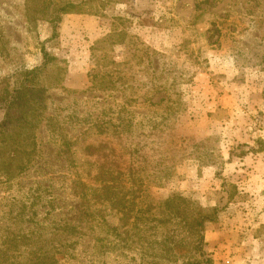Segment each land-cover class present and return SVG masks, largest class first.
<instances>
[{
  "label": "rangeland",
  "instance_id": "rangeland-1",
  "mask_svg": "<svg viewBox=\"0 0 264 264\" xmlns=\"http://www.w3.org/2000/svg\"><path fill=\"white\" fill-rule=\"evenodd\" d=\"M35 7L0 0V106L56 59L30 155L0 173V264H264V0H94L55 36ZM150 147L173 169L148 208L104 204L98 182L81 202L77 176L115 200L144 176L104 169Z\"/></svg>",
  "mask_w": 264,
  "mask_h": 264
},
{
  "label": "trees",
  "instance_id": "trees-1",
  "mask_svg": "<svg viewBox=\"0 0 264 264\" xmlns=\"http://www.w3.org/2000/svg\"><path fill=\"white\" fill-rule=\"evenodd\" d=\"M108 1L112 2V0ZM25 2H30L32 8L36 5V12L40 15H44L48 12L51 13V17L48 21L52 24V35H54L55 30L61 25L65 16L88 14L90 10H86V8L90 9V4H92L94 0H25ZM42 54V65L22 73L20 79H18L17 88L13 91L10 98L0 106V110L3 111V116L0 121V173L5 171V175H10L18 170L24 161L28 159L26 157L30 154L26 152L29 145H33L32 142L28 144V140L31 139L30 131L34 130L41 122L42 112H38V109L41 110V108L37 105L40 94L36 84L42 72H46L47 67L50 64L49 62L56 60L55 58L50 57L44 50H42ZM17 107L20 108V112H16L15 109ZM160 149V147L155 149L150 147L149 150L153 152L155 151V153L152 154L153 159H150V161H143L140 158L135 159L131 156L134 160H131L124 168L121 166L123 165L121 162L114 165H112L113 162H111L107 166L109 169H104V173L106 174L113 173L111 171H114L113 169L115 168L116 171H129L144 176L142 180L134 179L133 183L130 182V186L128 184H122L120 186L122 190L120 191L123 192V194L121 197L115 196V200H113V197H110L112 192H110L111 188L108 184V182H112L113 180H100L101 177L95 175L92 177L91 182V178L89 177L84 180L80 176H77L76 186L78 188H80V186L82 187V189L80 188L81 192L79 194V199L82 203L88 204L90 198L94 197V193H92L93 186H90L91 184H96V182H98V184L103 186L102 194H104V198L102 202L104 204H109L110 206L121 205L122 208L130 211L139 204L148 208L152 203L151 197L148 195V192L146 194L143 192L146 190L148 191V188H150L153 181L164 177L167 178L172 174L173 163L164 158H158L161 157L159 152ZM32 150L34 151V148H32ZM138 150L139 148L136 149V151ZM95 156L91 157L89 155L87 158V167L89 171L93 170L91 161L94 159L96 160ZM14 160H16L18 164H13ZM89 166H91V169ZM138 184L141 187L139 189L141 194L136 195L135 192L137 189L133 188V186H137ZM138 198H141L142 200L136 201ZM184 203H186V201L180 195L173 194L170 199L162 203V206L171 208L172 206L177 207ZM172 214L176 219H181V214H179V212H172ZM134 220L135 218L133 217V221ZM182 221L183 219L180 220V222Z\"/></svg>",
  "mask_w": 264,
  "mask_h": 264
},
{
  "label": "crops",
  "instance_id": "crops-1",
  "mask_svg": "<svg viewBox=\"0 0 264 264\" xmlns=\"http://www.w3.org/2000/svg\"><path fill=\"white\" fill-rule=\"evenodd\" d=\"M83 17L82 16H76V15H73V16H65L62 20V23L60 25V29H62V27H66V23L68 20H74V22H77L79 21V19H82Z\"/></svg>",
  "mask_w": 264,
  "mask_h": 264
}]
</instances>
